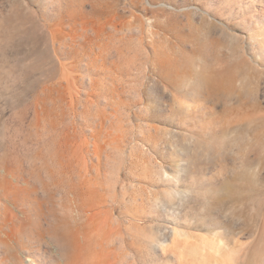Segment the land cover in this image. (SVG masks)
I'll list each match as a JSON object with an SVG mask.
<instances>
[{
	"label": "rangeland",
	"instance_id": "374dc122",
	"mask_svg": "<svg viewBox=\"0 0 264 264\" xmlns=\"http://www.w3.org/2000/svg\"><path fill=\"white\" fill-rule=\"evenodd\" d=\"M0 264H264V0H0Z\"/></svg>",
	"mask_w": 264,
	"mask_h": 264
}]
</instances>
